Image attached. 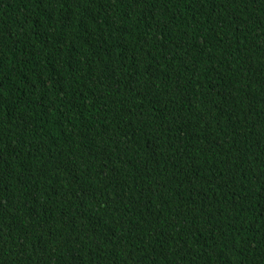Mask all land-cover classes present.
<instances>
[{"label":"trees","instance_id":"1","mask_svg":"<svg viewBox=\"0 0 264 264\" xmlns=\"http://www.w3.org/2000/svg\"><path fill=\"white\" fill-rule=\"evenodd\" d=\"M0 264H264V0H0Z\"/></svg>","mask_w":264,"mask_h":264}]
</instances>
